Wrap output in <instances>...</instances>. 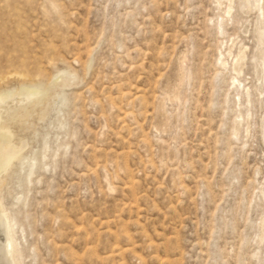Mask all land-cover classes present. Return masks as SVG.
I'll use <instances>...</instances> for the list:
<instances>
[{
    "label": "rangeland",
    "instance_id": "374dc122",
    "mask_svg": "<svg viewBox=\"0 0 264 264\" xmlns=\"http://www.w3.org/2000/svg\"><path fill=\"white\" fill-rule=\"evenodd\" d=\"M255 1L0 0L15 264H264Z\"/></svg>",
    "mask_w": 264,
    "mask_h": 264
},
{
    "label": "bare ground",
    "instance_id": "6f19581e",
    "mask_svg": "<svg viewBox=\"0 0 264 264\" xmlns=\"http://www.w3.org/2000/svg\"><path fill=\"white\" fill-rule=\"evenodd\" d=\"M0 101H2V98H0ZM0 138L2 139L3 142L10 138V133L1 126H0ZM12 155L13 154L10 145L5 144L3 146H0V164L5 162V160L11 158ZM0 210H1V205H0ZM5 222H6V218L0 216V264H15L16 262L13 257L14 244L11 240H8L6 236Z\"/></svg>",
    "mask_w": 264,
    "mask_h": 264
}]
</instances>
